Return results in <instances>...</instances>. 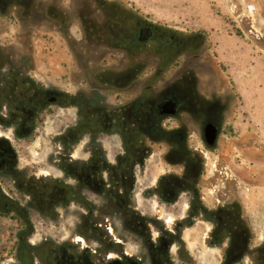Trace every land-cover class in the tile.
I'll return each instance as SVG.
<instances>
[{"label":"flooded vegetation","instance_id":"obj_1","mask_svg":"<svg viewBox=\"0 0 264 264\" xmlns=\"http://www.w3.org/2000/svg\"><path fill=\"white\" fill-rule=\"evenodd\" d=\"M32 3L0 0V16L30 17ZM101 8L104 20L99 25L107 36L109 58L119 59L123 48L128 53L122 52V57L129 59L148 44L149 60L167 62L182 52L174 35L149 23L138 21L121 33L116 7ZM11 45L0 42V216H63L60 211L69 210V205L73 212L67 215L82 216L67 244L57 250L47 245L40 251L39 262L21 264H245L251 254L253 264H264V238L255 250L250 249L247 216L240 215L235 201L217 198L211 204L201 195L199 183L207 154L189 148L183 115H197L202 147L213 149L217 139L210 145L207 129L213 127L218 138L222 114L218 102L202 103L201 110L195 111L189 85L175 80L157 93L146 86L134 92L137 96L131 92L127 100L97 107L83 94L71 95L36 78L28 54L16 53ZM118 80L120 91L126 92L128 74ZM171 99L177 101V108L167 114L163 105ZM69 106L73 122L51 136L55 149L35 153L38 161L23 158L14 143L47 140L55 109ZM156 144L165 147L159 161L165 169L141 195L147 203L156 197L161 208L188 195L180 216L160 215L158 205L149 215L135 201L138 173L155 161ZM216 171L223 175L222 170ZM113 216L124 219V235L113 228ZM29 229L25 226L23 233ZM154 229L158 234L153 238ZM128 236L143 243L145 258L128 251ZM90 240L97 245L92 246Z\"/></svg>","mask_w":264,"mask_h":264},{"label":"rangeland","instance_id":"obj_2","mask_svg":"<svg viewBox=\"0 0 264 264\" xmlns=\"http://www.w3.org/2000/svg\"><path fill=\"white\" fill-rule=\"evenodd\" d=\"M31 3L30 17L15 21L9 15L0 16V42L12 44L16 53L28 54L32 74L44 79L48 86L71 95L83 94L84 99L102 107L127 100L131 98L129 93L140 92L146 86H152L157 93L167 83L178 80L189 85L195 111L197 107L201 110L202 103L218 102L222 106L221 130L213 149L202 147L197 115H183L190 134L188 146L207 154L199 183L201 195L211 204L217 198L235 201L241 208L240 215L247 216L252 235L250 249L255 250L264 238V0H30ZM104 5L119 11L121 33L138 21L149 23L174 35L182 52L167 62L149 60L146 58L152 50L148 44L129 59L122 57V52H127L123 48L119 49V59L109 58L107 36L99 25L104 20ZM248 5L255 7L252 15L246 10ZM125 73L126 92L118 87L122 84L118 78ZM72 113L70 106L55 109L48 123V133L52 134L47 140L14 143L23 158L38 161L35 153L55 149L57 144H53L51 136L72 124ZM154 151L155 161L147 163V171L138 173L135 201L146 214H154L153 208L158 205L160 215L180 216L188 195L166 208L159 207L161 202L156 197L149 203L143 200L142 190L155 184L165 169L159 162L165 147L156 144ZM68 207L60 211L65 213L63 216H0V264L36 263L47 245L57 250L67 244L82 217L67 215L73 212V205ZM111 220L119 235H124V219L113 216ZM25 226L30 229L24 234ZM157 234L154 229L152 237ZM126 239L130 253L146 257L141 241H132L129 236ZM89 243L97 245L91 240ZM250 259L245 264H253L255 256L251 254Z\"/></svg>","mask_w":264,"mask_h":264},{"label":"water","instance_id":"obj_3","mask_svg":"<svg viewBox=\"0 0 264 264\" xmlns=\"http://www.w3.org/2000/svg\"><path fill=\"white\" fill-rule=\"evenodd\" d=\"M163 106L164 108L166 107L167 109L165 113L172 114L177 108V101L175 99H171L170 101L166 102ZM207 136H208V143L210 145H213L217 139L216 130L213 127L209 126L207 129Z\"/></svg>","mask_w":264,"mask_h":264},{"label":"built area","instance_id":"obj_4","mask_svg":"<svg viewBox=\"0 0 264 264\" xmlns=\"http://www.w3.org/2000/svg\"><path fill=\"white\" fill-rule=\"evenodd\" d=\"M246 10H247L248 14L252 15L255 11V7H254V5H248Z\"/></svg>","mask_w":264,"mask_h":264}]
</instances>
